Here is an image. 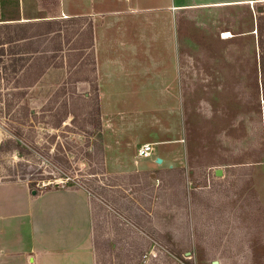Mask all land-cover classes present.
<instances>
[{"label":"rangeland","instance_id":"374dc122","mask_svg":"<svg viewBox=\"0 0 264 264\" xmlns=\"http://www.w3.org/2000/svg\"><path fill=\"white\" fill-rule=\"evenodd\" d=\"M141 9L102 81L87 18L0 16V182L94 199L100 264H264V0Z\"/></svg>","mask_w":264,"mask_h":264},{"label":"crops","instance_id":"0c3cea01","mask_svg":"<svg viewBox=\"0 0 264 264\" xmlns=\"http://www.w3.org/2000/svg\"><path fill=\"white\" fill-rule=\"evenodd\" d=\"M28 1L33 3L30 9L23 0H12L15 10L7 13L5 7L14 5L0 0V16L9 17L2 22L38 18L37 14L45 12L38 8L37 0ZM143 1L179 0H59L60 16L52 19L45 13L42 18L88 19L96 81H102L108 73L102 50L111 29L106 19L135 17ZM90 210V200L81 190L51 189L34 195L24 181L0 182V264H96Z\"/></svg>","mask_w":264,"mask_h":264},{"label":"trees","instance_id":"16d2710c","mask_svg":"<svg viewBox=\"0 0 264 264\" xmlns=\"http://www.w3.org/2000/svg\"><path fill=\"white\" fill-rule=\"evenodd\" d=\"M37 6L40 10L45 11L46 16L49 18L53 19V18H57L60 16L59 0H37ZM257 65H258L259 77L263 78L264 77V46L263 45L260 46V52H258L257 54ZM256 72H257V69H255L254 73ZM263 98H264V93H263ZM29 188H30V192L34 195L39 194L41 192V190H38L36 188L30 187V186ZM47 190H51V189L47 188L42 191H47ZM90 207H91L90 213H91V219H92V235H93L94 253L96 257V264H100L104 256V252H105V249L102 248V243H106L107 241L101 242V240L99 239V236L97 235V228H96L97 220L95 219L96 218L95 216H96L97 210L102 209V207L94 199L90 200ZM103 211L107 213V211L105 210ZM109 215L112 216L111 214ZM121 253H116V258H118L119 254Z\"/></svg>","mask_w":264,"mask_h":264},{"label":"built area","instance_id":"2783aa9c","mask_svg":"<svg viewBox=\"0 0 264 264\" xmlns=\"http://www.w3.org/2000/svg\"><path fill=\"white\" fill-rule=\"evenodd\" d=\"M154 148L151 143H144L139 147L138 156L140 158H146L153 155ZM155 158V156H154Z\"/></svg>","mask_w":264,"mask_h":264},{"label":"water","instance_id":"95a60500","mask_svg":"<svg viewBox=\"0 0 264 264\" xmlns=\"http://www.w3.org/2000/svg\"><path fill=\"white\" fill-rule=\"evenodd\" d=\"M155 162H156L157 164H162V159H160V158H156V159H155ZM216 175H218V172H216ZM213 264H216V263H213Z\"/></svg>","mask_w":264,"mask_h":264},{"label":"bare ground","instance_id":"6f19581e","mask_svg":"<svg viewBox=\"0 0 264 264\" xmlns=\"http://www.w3.org/2000/svg\"><path fill=\"white\" fill-rule=\"evenodd\" d=\"M63 17H66L65 15H63ZM224 35H225V38H227V37H229L230 36V34L229 33H224ZM162 159V158H161ZM163 160V159H162ZM163 162V161H162Z\"/></svg>","mask_w":264,"mask_h":264}]
</instances>
